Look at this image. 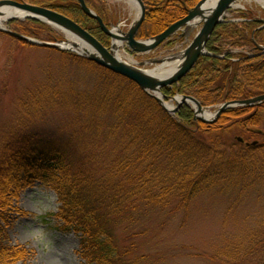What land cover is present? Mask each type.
<instances>
[{"label":"trees","instance_id":"obj_1","mask_svg":"<svg viewBox=\"0 0 264 264\" xmlns=\"http://www.w3.org/2000/svg\"><path fill=\"white\" fill-rule=\"evenodd\" d=\"M12 1L62 15L102 46H109L110 38L95 20L84 15L77 0ZM200 1L142 0L145 18L137 38L161 34L184 19ZM85 3L104 24L112 22L104 0ZM237 15L239 20L226 17L215 28L206 45L207 53L185 77L161 90L166 100L190 96L202 107L216 108L264 95V52L256 49L264 47V27L259 29L253 16L243 12ZM6 27L41 42L63 39L50 26L33 19L12 20ZM173 38L166 47L177 43ZM60 53L72 64L93 66L111 76L99 80L102 96L93 103L108 107L99 116L113 117L106 130V143L112 141L113 146L109 152L93 147L77 160L56 144L48 146L37 134L22 136L15 142L19 146L10 148L14 135L9 132L0 147V264H25L27 252L5 244V227L11 212L21 213L14 206L20 193L36 183L57 194V218L66 230L80 235V255L86 264H149V257L134 256L137 246L130 240L134 235L128 233L149 210H164L172 204L177 211L187 210L197 196L212 189L243 192L264 184V103L227 109L211 125L195 123L190 107L183 106L170 115L132 82L70 52ZM35 96L46 100L40 91ZM33 98L21 104L25 117L37 115L44 107ZM99 122L95 121L93 133H87L93 135V142L101 130ZM119 228L122 240L117 238ZM261 237L263 242L252 236L251 251L243 255L263 245L264 234ZM235 248L240 253L223 248L218 259H231L233 253L242 255L241 245Z\"/></svg>","mask_w":264,"mask_h":264},{"label":"rangeland","instance_id":"obj_2","mask_svg":"<svg viewBox=\"0 0 264 264\" xmlns=\"http://www.w3.org/2000/svg\"><path fill=\"white\" fill-rule=\"evenodd\" d=\"M104 1L112 15L109 24L119 25L126 32L137 17L136 11L124 0ZM239 12L264 19L263 8L252 0L237 2L227 17L239 20ZM199 29L200 26L193 29L183 41L177 40L173 47L164 44L147 54L134 55L122 43L119 54L134 66L145 63L140 68L150 71L154 67L148 60L182 52ZM53 30L63 38L62 33ZM60 52L64 51L29 46L0 33V147L11 132L14 136L9 141L10 148H17L15 142L22 136L37 134L48 146L56 144L71 159L73 156L79 160L80 154H87L93 147L108 152L112 149L113 142L106 143V130L113 117L99 116L108 107L102 102L93 103L102 96L99 80L111 76L93 66L72 64ZM39 91L45 94V101L35 96ZM31 97L44 107L37 115L25 117L21 104ZM49 100L54 103H47ZM165 101L174 105L172 99ZM203 108L209 115L218 107ZM96 120L101 130L93 142V135L87 133L95 131ZM14 206L21 213L11 212L5 244L24 249L28 255L25 264H86L80 255V235L66 230L57 218L60 204L51 188L36 183L20 193ZM263 220L264 184L243 192L216 188L197 196L187 210L177 211L174 204L164 210H149L128 233L134 235L130 240L137 246L134 256L149 257V264H264V243L243 255L251 251L252 236L263 242ZM123 236L119 228L117 238L122 240ZM237 245H241L242 255L233 253L231 259H218L220 251H238Z\"/></svg>","mask_w":264,"mask_h":264},{"label":"water","instance_id":"obj_3","mask_svg":"<svg viewBox=\"0 0 264 264\" xmlns=\"http://www.w3.org/2000/svg\"><path fill=\"white\" fill-rule=\"evenodd\" d=\"M134 1L138 5L139 13L128 30L123 32L119 25H105L102 19L92 9L86 6L85 0H77L78 6L84 15L95 20L101 31L111 39L109 48L102 46L88 32L62 15L12 0L0 1V20L8 15L9 10L18 11L21 16H10L4 20V23L12 20H37L62 33L63 40H54L53 43L41 42L9 31L3 24L0 25V32L25 44L58 51L74 52L78 57L134 83L143 93L152 97L169 114H176L183 106L191 107L194 113L193 121H200L203 124L211 125L215 123L227 109L238 106H257L264 103V95L243 102H227L220 105L213 114L208 115L200 103L193 97L176 96L172 98L174 105L170 108L171 105L165 101L161 93L162 89L171 87L185 77L194 67L198 59L207 53L206 45L213 31L222 23L226 12L232 9L236 5V2L240 0H215L211 7L206 6L210 0H201L188 12V15L184 19L172 24L161 34L147 40L136 39L137 33L145 18V6L142 0ZM257 22L261 24V28L264 27V19L257 20ZM199 26L200 29L182 52L167 56L163 59L148 60L147 63L154 67L150 71H143L140 68L146 65L145 63H139L138 66H134L116 57L118 49L115 47L114 41L124 43V46L135 54H147L156 50L177 33H179V38L188 37L192 30ZM256 49L264 52V47L257 46ZM175 62H178L177 66L169 73L162 75L154 74L155 71L164 68L166 64ZM237 141L239 143L243 142L241 138H238ZM255 144V142L252 143V145Z\"/></svg>","mask_w":264,"mask_h":264},{"label":"bare ground","instance_id":"obj_4","mask_svg":"<svg viewBox=\"0 0 264 264\" xmlns=\"http://www.w3.org/2000/svg\"><path fill=\"white\" fill-rule=\"evenodd\" d=\"M132 9H134L135 11H136V15H138V13H139V9H138V5H137V3L134 1V0H124ZM252 1H254V2H256V3H258V4H260L261 5V7H263L264 8V0H252ZM215 2V0H210V1H208L207 2V4H206V6H209V7H211L212 5H213V3ZM10 16H21V14H20V12H18V11H14V10H9V12H8V15L5 17V18H3L2 20H0V25H2L3 23H4V20H6L8 17H10ZM114 45H115V47H117V52H116V57L119 59V60H121V61H123L122 59H121V54H119V52H120V48L119 47H121L123 44L122 43H120L119 41H114ZM64 47H65V45H64ZM126 61H128V62H130V60H127V59H125ZM125 62V61H124ZM177 64H178V62H175V63H172V64H166L165 65V67L164 68H162V69H160V70H158V71H155L154 72V74L155 75H162V74H166V73H169L172 69H174L176 66H177ZM169 105H171V104H169ZM173 107V105H171L170 106V108H172Z\"/></svg>","mask_w":264,"mask_h":264}]
</instances>
